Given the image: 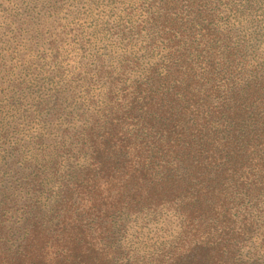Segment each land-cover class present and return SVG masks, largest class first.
Segmentation results:
<instances>
[{
    "label": "trees",
    "instance_id": "16d2710c",
    "mask_svg": "<svg viewBox=\"0 0 264 264\" xmlns=\"http://www.w3.org/2000/svg\"><path fill=\"white\" fill-rule=\"evenodd\" d=\"M263 39L264 0H0V264H264Z\"/></svg>",
    "mask_w": 264,
    "mask_h": 264
},
{
    "label": "rangeland",
    "instance_id": "374dc122",
    "mask_svg": "<svg viewBox=\"0 0 264 264\" xmlns=\"http://www.w3.org/2000/svg\"><path fill=\"white\" fill-rule=\"evenodd\" d=\"M11 1H12L13 3H14V2H17V3L20 2V0H11ZM29 1H30V0H28V3H29ZM37 1L39 2L40 0H37ZM20 4H21V3H20ZM20 4H19V5H20ZM27 6H28V4H27ZM40 8H41V5H40V3H39V4H38V7H37V10L40 11ZM81 23H83V21H82ZM101 40H104V39L102 38ZM105 40H108V39H105ZM263 40H264V39H263ZM81 41H82V40H80V39L76 40L77 44L80 43ZM91 53H93V52H91ZM86 55H88V54H85V56H86ZM84 60H85V59H84ZM258 249H259V248H258ZM258 249H257V250H258ZM259 251H260V252L257 253V254L255 255V257L260 258L261 262L264 263V245H263L262 248H260Z\"/></svg>",
    "mask_w": 264,
    "mask_h": 264
}]
</instances>
